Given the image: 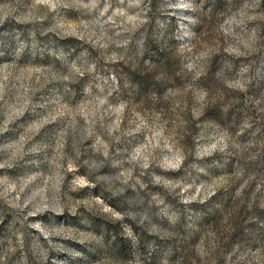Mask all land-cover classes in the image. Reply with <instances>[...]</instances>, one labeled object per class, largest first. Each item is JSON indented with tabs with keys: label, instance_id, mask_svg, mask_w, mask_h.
Returning a JSON list of instances; mask_svg holds the SVG:
<instances>
[{
	"label": "rangeland",
	"instance_id": "obj_1",
	"mask_svg": "<svg viewBox=\"0 0 264 264\" xmlns=\"http://www.w3.org/2000/svg\"><path fill=\"white\" fill-rule=\"evenodd\" d=\"M0 264H264V0H0Z\"/></svg>",
	"mask_w": 264,
	"mask_h": 264
},
{
	"label": "trees",
	"instance_id": "obj_2",
	"mask_svg": "<svg viewBox=\"0 0 264 264\" xmlns=\"http://www.w3.org/2000/svg\"><path fill=\"white\" fill-rule=\"evenodd\" d=\"M147 77H148V76H147ZM135 79H136L138 82H140L142 86H144V84H145L146 81H147V80H146V79H147V78H146V75H143V74H141V73H140V74H137V75L135 76ZM142 80H143V81H142ZM124 243H125V242H124L123 240H119V241H118V244H117V246H118L117 248H118V249H119V248L121 249V247H123Z\"/></svg>",
	"mask_w": 264,
	"mask_h": 264
}]
</instances>
